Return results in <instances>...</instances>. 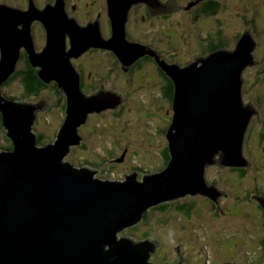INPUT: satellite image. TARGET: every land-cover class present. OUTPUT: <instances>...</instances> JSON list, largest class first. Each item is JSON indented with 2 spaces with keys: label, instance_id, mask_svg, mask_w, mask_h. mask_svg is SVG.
<instances>
[{
  "label": "water",
  "instance_id": "water-1",
  "mask_svg": "<svg viewBox=\"0 0 264 264\" xmlns=\"http://www.w3.org/2000/svg\"><path fill=\"white\" fill-rule=\"evenodd\" d=\"M171 1L177 4L166 3ZM138 2L146 3L152 16L181 9H163L157 0H107L111 35L106 38L99 19L79 24L67 13L65 0L42 9L32 0L28 9L0 2V86L16 72L24 49L40 80L54 82L65 93L63 123L53 141L40 144L33 124L48 102H17L0 92L2 124L13 142L11 150L0 151V264H154L149 254L159 245L156 240L117 239V232L141 221L150 206L188 193L210 197L218 210L224 191L214 180L206 182L207 165L251 164L243 151L257 110L244 100L243 72L256 63L258 41L248 28L233 48L214 49L184 66L156 56L173 83V115L166 130L170 158L163 169L142 178L134 172L122 180H104L94 177L95 169L64 159L81 144L79 129L90 113L118 108L124 101L103 85L86 93L72 58L91 48L109 49L126 73L145 54L155 56L126 35L129 10ZM35 20L46 31L41 50L32 33ZM253 198L264 211V196ZM119 240L130 248L119 250Z\"/></svg>",
  "mask_w": 264,
  "mask_h": 264
},
{
  "label": "rangeland",
  "instance_id": "rangeland-1",
  "mask_svg": "<svg viewBox=\"0 0 264 264\" xmlns=\"http://www.w3.org/2000/svg\"><path fill=\"white\" fill-rule=\"evenodd\" d=\"M4 1L10 6L28 9V2L24 0ZM47 1L36 0L42 8ZM71 1L78 6L72 8V2L68 1L70 16L77 17L79 24L87 25L100 13L102 35L110 37L106 0ZM193 1L197 2L189 6ZM217 1L220 2L217 14L200 17H195L200 6L198 0H176L180 10L153 16L146 13L144 2H138L127 22V38L161 52V58H168L167 62L170 56L186 64L199 57L201 42L210 30L222 29L231 43L228 48H233V37L244 32L250 19L255 20L254 37L258 39L254 51L258 62L244 70V100L254 104L257 110L245 138L244 157L251 163L247 173L242 176L233 167L207 165L206 182L210 184L214 180L216 188L225 191L219 195L218 210L216 201L210 197L188 193L161 201L171 206L167 212L150 211L153 205L150 206L145 211V219L117 232V239L156 240L159 245L149 254L154 264H264L261 246L264 211L258 200L248 197L249 190L255 187L264 190V0ZM33 32L36 47L41 50L46 31L40 21L33 22ZM72 61L83 69L86 93H95L103 85V89L120 94L124 101L118 108L90 113L79 129L81 144L73 146L64 159L76 166L95 169L94 177L104 180H122L134 172L142 178L161 170L173 109L172 103L161 97L165 76L156 62L145 58L141 64L134 66L133 63L129 67L128 70L134 69L131 73H124L117 56L104 48H91ZM23 67L18 65V69ZM22 79L19 74L3 90L7 95L17 96L18 102L37 103L40 99L48 102L45 110L36 113L33 125L45 138L41 142L53 141L65 116V93L51 82L37 95L28 94ZM6 145L9 141L0 127V149ZM181 203L191 207L194 203L196 208L185 214L178 210ZM133 228L136 230L130 232ZM144 232L149 233L143 235Z\"/></svg>",
  "mask_w": 264,
  "mask_h": 264
},
{
  "label": "trees",
  "instance_id": "trees-1",
  "mask_svg": "<svg viewBox=\"0 0 264 264\" xmlns=\"http://www.w3.org/2000/svg\"><path fill=\"white\" fill-rule=\"evenodd\" d=\"M199 9L197 10V12L195 13V17H200V16H210V15H215V14H217L218 13V11L220 10V2L219 1H217V0H200L199 1ZM221 21H219V23H220ZM246 25L248 26V27H246V28H248V29H250V31L253 33V35L254 34H256V25H255V20H249V21H247L246 22ZM243 33V32H242ZM241 32H239V33H237L236 35H235V37H233V39H232V41L234 42L235 41V43H236V41H237V39L239 38V36L242 34ZM207 35L208 36H206L205 38H208V39H211V41H210V46H209V50L210 51H212V50H214V49H217V48H222V47H226V48H228V46H230L231 45V43H229V41H227V38L225 37V35H224V31L222 30V29H218V30H216L215 32H212L211 30L207 33ZM228 40H230V39H228ZM256 40L258 41V39L256 38ZM141 44H143V43H141ZM145 45V44H144ZM235 46V45H234ZM171 58H173V59H175L176 60V58L174 57V56H170ZM22 58H24V62H28V65L31 67V64H30V62H29V60H28V56L26 55H22ZM256 58V57H255ZM138 61V60H137ZM137 61L134 63V66H136L138 63H137ZM137 63V64H136ZM33 68V67H32ZM35 70L36 69H34L33 68V72L32 73H35ZM17 74H18V70H16V72L15 73H13L10 77H9V79L8 80H10L11 78H15L16 76H17ZM36 74V73H35ZM243 78H244V72H243ZM7 80V81H8ZM6 81V82H7ZM5 83V82H4ZM3 83V84H4ZM37 83H41V84H44V82L42 81V80H38V81H35V83H24V86H26L25 88H28V89H30V90H33V91H35L36 93H37V89H39L38 88V84ZM41 86H43V85H41ZM57 87V86H56ZM58 88V87H57ZM93 88H95V87H93ZM93 88H91V89H93ZM162 95L163 96H165L170 102L172 101V97H173V88H171V89H167V90H162ZM263 98H264V93H263ZM164 97V98H165ZM165 98V99H166ZM262 97H260V99H261ZM252 120H253V118H252ZM252 122V121H251ZM34 130V129H33ZM250 130V129H249ZM249 130L247 131V133H246V136H247V134H248V132H249ZM34 132L37 134V141H38V143H40V144H44V142H41L42 140H44L45 138H44V136H43V134L42 133H38V132H36L35 130H34ZM246 136H245V138H246ZM48 143V142H47ZM244 146H245V144H244ZM243 154H244V151H243ZM169 158H170V154H169V150H168V148L166 147L165 148V150H164V159H165V162H164V164H162L161 165V169H163L165 166H166V164L168 163V161H169ZM234 170H236V171H238V173L240 174V175H242V176H244L246 173H247V170L249 169L248 167H240V168H233ZM225 192V191H224ZM249 192H250V194H249V199H253V196L254 195H261V196H264V190L262 189V188H260L259 186L258 187H255L253 190H249ZM167 203H160V204H158V205H155V206H153L152 208H151V210L150 211H160V212H162V213H164V212H167L168 211V208L171 210V206L170 205H168ZM178 210H183L184 211V213L185 214H188V212H191V211H193V209L194 208H196L195 207V204L193 203L192 204V207L187 203L186 205L185 204H183V203H181V204H179L178 206ZM264 213V212H263ZM147 216V214L145 213L144 214V217H143V219H145V217ZM142 219V220H143ZM264 221V220H263ZM134 230H136L135 228H133V229H131L130 230V232L132 231V232H134ZM148 233L149 232H144L143 233V235H148ZM118 242H120V240L118 241ZM121 243V245L118 247V249L119 250H121V251H123V250H125V249H128V248H130V246L129 245H127V244H125L124 242L122 243V242H120ZM261 246H262V248H263V255H264V236H263V238H262V240H261ZM136 249H138V248H136ZM137 251H140V249H138Z\"/></svg>",
  "mask_w": 264,
  "mask_h": 264
},
{
  "label": "flooded vegetation",
  "instance_id": "flooded-vegetation-1",
  "mask_svg": "<svg viewBox=\"0 0 264 264\" xmlns=\"http://www.w3.org/2000/svg\"><path fill=\"white\" fill-rule=\"evenodd\" d=\"M34 3H35V5L37 6V7H39V8H42L41 6H39L38 4H37V2H36V0H32ZM68 1H70V2H72L71 0H65V9H66V11H67V13L69 14V11H68ZM158 1V7H161V6H164L163 7V9H166L167 7H169L170 9L171 8H174V9H178V5L177 4H175V6H174V4H173V2L171 1V3H170V5L168 4V3H166V1L165 2H163L162 0H157ZM200 0H198V2H199ZM0 2H2V3H7L6 1H4V0H0ZM24 2L25 3H27L28 5H29V3H30V0H24ZM55 2V0H48L46 3H45V5H47L48 3H54ZM194 2V1H193ZM106 4H107V0H106ZM136 4H134V5H132V7L130 8V10H129V14H130V11H131V9L133 8V6H135ZM145 5H146V9H145V11H146V13L149 15V16H152V14H153V12L152 11H150L149 10V8L147 7V4L145 3ZM76 6H78V3H76V2H72L71 3V7L72 8H75ZM180 6V5H179ZM182 6V5H181ZM15 7H20L21 9H22V6H18V5H16ZM159 10H157V9H155V10H157V11H160V10H162V8H158ZM129 14H128V21H129ZM156 14V13H155ZM70 15V14H69ZM107 15H108V7H107ZM71 17H74L75 19L77 18V17H75V16H71ZM97 19H99V23H100V18L99 17H96ZM108 18H109V15H108ZM93 20H96V19H93ZM93 20H91V22L93 21ZM127 21V22H128ZM109 23H110V18H109ZM42 24V23H41ZM43 25V24H42ZM110 28H111V23H110ZM126 30H127V24H126ZM32 33H33V36H34V32H33V26H32ZM111 34V33H110ZM201 38V37H200ZM202 39V38H201ZM210 41H211V39H208V38H206V39H204V40H202V42H201V45H200V47H201V54H200V56H203V55H206V54H208L209 52H210V50H209V46H210ZM34 42H35V39H34ZM143 43V42H142ZM143 44H145V43H143ZM146 45V44H145ZM35 46H36V44H35ZM36 49H37V47H36ZM38 50V49H37ZM153 50V49H152ZM155 51V56H153V55H149V54H145L144 56H142V57H145L146 59H150V60H153V61H155L156 62V64H157V66H158V69L160 70V72L165 76V82L163 83V86L161 87L162 88V90H167V89H171V88H173V83H172V80L165 74V72L160 68V66L158 65V62H157V57L156 56H158V58H160V59H164V60H166V59H168V58H161V52H157L156 50H154ZM22 55H25L26 56V53H25V51H24V49H23V51H22ZM22 55H21V58L19 59V61H18V64H17V70H18V74H17V76H19V74L21 75V77L23 78L22 80H23V83H35V81H38L40 78L35 74L36 73V70H35V73H32L33 72V68H32V66L30 67L29 65H28V62L26 61V62H24V58H22ZM141 57V58H142ZM141 58L140 59H138V61H137V63H139V64H141V62L142 61H144L145 60V58H144V60H141ZM256 59V58H255ZM168 62H170V63H177V64H179V65H181V66H184V65H186V63H182V62H179L178 60H175V59H173V58H169V61ZM258 62V60H256V63ZM255 63V64H256ZM18 65H23L24 67L22 68V69H18ZM35 69V68H34ZM78 69V71L80 72V74H81V81H82V88L84 89V87H83V85H84V82H85V80H84V77H83V69H81V68H77ZM134 69H130V70H128L127 72H132ZM126 72V73H127ZM90 75V74H89ZM15 78H11L10 80H8L7 82L5 81V83L4 84H2L1 86H0V92H1V96L3 97V98H6V99H8V100H16L17 102L19 101L18 99H16V98H18L17 96H10V95H7L6 94V92L3 90V87L5 86V85H7V84H9L12 80H14ZM38 84V88L39 89H37V93H39L40 91H41V89L43 90V88H45V87H47L48 86V84H46V83H44V84H41V83H37ZM55 84V83H54ZM41 85H43V86H41ZM26 86H23V88L27 91V93L28 94H36L37 95V93L35 92V91H33V90H30V89H28V88H25ZM92 88V87H91ZM161 97L162 98H164L165 96H163L162 95V92H161ZM166 98V97H165ZM167 99V98H166ZM0 127H2V128H5L4 126H3V124H2V116H1V112H0ZM4 134H5V136L7 137V140L9 141V145H6V146H4V147H2L1 149H0V151H3V150H11L12 148H13V142H12V140H11V138L7 135V131H6V129H4ZM250 163V162H249ZM263 218H264V213H263Z\"/></svg>",
  "mask_w": 264,
  "mask_h": 264
},
{
  "label": "bare ground",
  "instance_id": "bare-ground-1",
  "mask_svg": "<svg viewBox=\"0 0 264 264\" xmlns=\"http://www.w3.org/2000/svg\"><path fill=\"white\" fill-rule=\"evenodd\" d=\"M139 222V221H138Z\"/></svg>",
  "mask_w": 264,
  "mask_h": 264
}]
</instances>
